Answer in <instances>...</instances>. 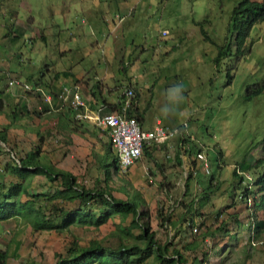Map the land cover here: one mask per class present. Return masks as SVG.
I'll use <instances>...</instances> for the list:
<instances>
[{
	"label": "rangeland",
	"instance_id": "obj_1",
	"mask_svg": "<svg viewBox=\"0 0 264 264\" xmlns=\"http://www.w3.org/2000/svg\"><path fill=\"white\" fill-rule=\"evenodd\" d=\"M239 1L136 0L135 5L140 4V9L119 32L125 37V49L120 43L121 49L115 46L111 53L113 37L107 38V35L114 29L113 22L108 20L101 28L92 30L91 17L80 14L95 0H0V99L5 115L14 107L24 114L21 121L10 128V144L0 141V173H4L2 170L10 158L19 162L18 156L41 147L42 156L59 169L73 173L84 186H104L101 164L110 142L107 129L92 122L76 121L74 113L69 112L71 96L65 98L63 86L55 91L51 82L38 80L40 71H46L50 64H63L58 54L59 45L73 48L80 42L89 56L90 44L95 45L98 40L99 46L92 57L102 62L104 74L105 61L112 64L114 56L117 69L121 67V60L128 65L135 56H141L143 58H136L138 63L129 65L130 76H140L144 88L150 92L154 90V86L149 88L150 77L157 76L152 101L147 90L131 85L135 93L141 95L139 106L145 113L147 127L149 122L174 116L175 127H188L198 145L208 150L218 148L223 153L220 157L224 164L218 167V172L216 160L208 156L216 178L213 182L217 183L210 186V178L202 172L201 176L205 177L202 183L190 185L193 197L198 198L195 208L201 216L194 221L198 228L194 236L200 247L186 254L188 261L197 257L202 260L201 264H264V245L256 249L250 247L249 229L253 217L243 200L245 188H255L261 169L253 166L264 156V90L260 95L254 94L264 85V23L254 26L243 47L242 42H234L218 60L221 48L228 43L230 17ZM106 3L104 0V5L100 6L108 12ZM65 4L66 13L71 12L68 24L79 27L84 42L79 41L75 29H65ZM119 8L126 10L122 5ZM163 30H168L169 36L163 37ZM84 66L94 77L87 57ZM126 71L129 72L127 68ZM11 80L28 83L33 89L10 86ZM123 85L129 86L127 81L118 86ZM95 86H99L97 81ZM162 86L171 92H166ZM5 115H0V129L11 123ZM72 121L75 127L81 128V133L75 134L66 126ZM172 142L177 150L178 141ZM111 152L116 154L113 147ZM151 153V159L143 154L132 168H121L118 173L111 171L109 183L118 199L126 200V195L138 194L143 201L141 210L151 216L155 238L161 244L169 242L181 248L187 241L184 227L178 233L173 226H162L157 214L161 210L164 215H170L172 224L186 214L184 204L192 198L183 201L182 195L186 178L192 176L190 167L184 169L178 167L175 160H168L169 153L164 146L162 149L153 147ZM208 154L213 155L211 151ZM140 162L145 163V167L135 171ZM235 170L237 176H234ZM195 172L198 178L200 171ZM12 181L15 178L6 175V184ZM53 189L54 185L45 177L38 176L29 193L35 195ZM205 193L209 200L200 208L199 200ZM27 198L25 195L22 199ZM67 207L74 208L73 205ZM262 218L259 214L258 221ZM130 220L121 226H127ZM120 224V220L115 219L99 230L74 226L67 232L34 233L29 224L13 219L0 223V248L8 250V264H56L58 256H64L75 243L85 247L97 239L116 247ZM140 233V230L134 231L136 236ZM205 234L211 236L202 242ZM257 239H264V234ZM204 253H208L207 257Z\"/></svg>",
	"mask_w": 264,
	"mask_h": 264
},
{
	"label": "trees",
	"instance_id": "obj_2",
	"mask_svg": "<svg viewBox=\"0 0 264 264\" xmlns=\"http://www.w3.org/2000/svg\"><path fill=\"white\" fill-rule=\"evenodd\" d=\"M259 23H264V0L262 2L240 0L232 11L227 30L228 43H225L223 49L221 48L218 60L222 58L226 50H230L234 42H242L241 47H243L254 26ZM164 31H167L169 36L170 32L163 30L162 33ZM125 87L133 90L130 86ZM263 90L264 85L255 90L254 94L260 95ZM138 97L139 94L135 93L133 106L139 100L140 97ZM125 99L126 97L123 95L119 104L111 105V112L121 111ZM4 110V104L0 99V115H5ZM72 110L70 108L69 112L73 113ZM23 115L22 111L17 110V107L5 115L11 123H7L0 129V141L3 144H10V128L19 123ZM129 115L136 117L140 123L143 119V115L140 114L132 115L129 112ZM66 126L75 134L81 133V128L75 127L74 121ZM107 132L110 139V130L107 129ZM41 141H43L42 137ZM111 149L110 139L108 151L101 164L105 184L92 188L81 184L73 173L59 169L48 161L42 156L41 147L31 149L24 156H18L19 162L10 158L11 160L2 170L4 173H0V223L20 219L29 224L34 233H41L67 232L74 226L92 227L99 230L111 220H120L116 247L108 246L104 241L97 239L91 240L85 247L75 243L64 256H58L56 264H201L202 260L197 257L189 262L186 255L188 252L197 251L200 247V242L193 232V228L196 227L195 218L201 216L199 210L195 208V200L192 199L188 204H184L186 214L179 218L178 223L172 224L171 216L164 215L161 210L160 212L158 210L157 215L160 217L159 223L162 226H173L178 233H181L182 227H184L183 231L187 237V241L181 248H177L169 242L161 244L155 238L156 233L151 229L149 212L141 210L143 201L138 194L130 197L126 195V200L114 197L113 187L109 183L111 171L118 173L121 167L117 154L113 155ZM143 151L144 155L152 156L146 146ZM9 155L11 156V154ZM179 156L180 152L178 151V158ZM109 158H111V162H109ZM179 163L181 162L179 161ZM253 168L261 169V171L255 181V188L253 190L245 188L243 200L249 206L250 216L253 217L249 229L250 247L256 249L264 245V239H257L259 235L264 234V156L255 162ZM6 175L15 178V181L7 185ZM38 176L45 177L53 184V191L31 195L29 189L34 178ZM234 176H237L236 171H234ZM185 188L186 195L183 201L189 196V182L186 183ZM25 195L28 198L23 201L22 198ZM208 200V193H205L199 200L200 208H203ZM68 205H73L74 208H68ZM259 214L263 217L260 221H258ZM129 219L131 220L127 226H121ZM180 224L181 227H179ZM138 230L141 233L136 236L134 231ZM209 236L211 234H205L201 241L205 242ZM255 241L260 244L254 245ZM204 255L207 257L208 253H204ZM9 258L8 250L0 248V264H8Z\"/></svg>",
	"mask_w": 264,
	"mask_h": 264
},
{
	"label": "crops",
	"instance_id": "obj_3",
	"mask_svg": "<svg viewBox=\"0 0 264 264\" xmlns=\"http://www.w3.org/2000/svg\"><path fill=\"white\" fill-rule=\"evenodd\" d=\"M85 2V0H83ZM107 3L105 4V6L108 7V12L106 8L102 9L103 6H100L101 4H103L104 0H95V3L87 8V9H82L81 13L82 15L88 14L91 17V23L93 25H91V29L94 30L95 28H101V24L103 23H107L108 20H111L113 22L114 25V29H112L111 31H109V35H107V38L109 37H113L112 39V49H111V53L113 52V48L116 46L119 49H121L120 43H122V48L125 49V47L123 46V42H125V37L124 35H122L121 33H119L121 30L126 28V25L130 24V20L132 16H135L136 12L138 9H140V4H136L135 5V1L136 0H105ZM144 1V0H142ZM84 2H82V5L84 4ZM104 5V4H103ZM119 5H122L123 7H126V10H123L122 8H119ZM65 10V14L63 13L65 19V29H75V31L78 34L79 37V41H83L82 39V34L79 32V27H77V25H72V24H68L70 20V18H68V16L70 15V13H66L68 11V7L64 6ZM143 8V7H142ZM136 10V11H135ZM53 14H55V12H53ZM119 17V18H118ZM120 18H124L122 22H120ZM13 21V20H12ZM11 21V23H12ZM84 22V20H83ZM86 32V31H85ZM84 32V36L87 39V35ZM119 33V34H117ZM167 37V36H166ZM42 39L47 40L44 37H41ZM36 41V39L34 40ZM84 42V41H83ZM91 45V49H92V53L88 56L85 51L82 48V45L79 42V45H75V47H70V45H59L58 46V54L62 57L63 59V64L58 63L57 65H55L54 63L50 64V68H48L46 71H40L41 74L38 77V80H42V82H46L49 83L51 82V86L52 88L56 91L58 89V87L63 86L62 89L64 88H70L73 89L75 86H78V92L80 93V95L82 96L84 102L86 103L88 109L92 112V113H99L100 114H111V113H116V112H111V105H116L119 104L120 101L122 100V96L124 95V90L126 89V85H123V87H119L118 85H121L122 82H124V84L127 81V84L131 87V85H135V87L137 89L141 88L142 90H147L149 95H150V99L152 101L153 98V93L155 91V85H156V80H157V76L150 77V89L152 86H154V90L153 92H150L148 89H145L144 84L141 80L140 76H130L131 73V67L129 66L130 64H132L133 62L138 63L139 61L136 60V58H143L141 56H135L134 59H131L127 64L123 63L124 59L121 60L119 63L121 64V67H119V69L116 68V57H113V63L111 64L110 61L106 60L105 62L107 63V70L105 71L104 74V68H103V64L100 60H97L95 57H92L93 54L96 51V47L99 46V41L97 40L96 44H90ZM54 46V45H53ZM55 48H57V45L54 46ZM80 52H82L83 54H81ZM85 55L86 57L90 60L91 62V71L95 73L94 77H91L89 72L90 69H86L85 68ZM145 55V53H144ZM47 62V61H45ZM48 64V63H47ZM45 64L46 67H48V65ZM112 68L113 71H111L110 69ZM125 68H127L129 70L126 71ZM122 69V70H121ZM115 71H117L118 73H114ZM120 71V72H119ZM39 72V73H40ZM124 72H127L126 74H124ZM48 77H50L49 79H47ZM69 79H72V81H67ZM97 81L98 83V87L95 86V82ZM121 82V83H120ZM46 86V85H45ZM44 86V87H45ZM37 86L35 85V88ZM162 88L164 89V87L162 86ZM173 88V87H172ZM23 89V88H22ZM166 92H171V89H164ZM140 93V91H139ZM141 98V95H140ZM140 99L135 102V105L132 106L133 108L129 111L132 115H143V119L140 123V126L142 128V130L147 133L150 131H153L154 128L157 126L158 122H161L162 125L166 128H168L169 130L174 132V135L167 141V142H163V143H158V142H145L144 146H143V150L145 148V146L149 149V151H151V149H153V147L158 148V149H162V147H165V152L169 153V157L168 160L171 161L175 160L176 164L178 167L181 168H186L188 165L190 167V173H191V177L189 176V178H186L185 180V185L186 183L189 182V196L192 199H194L195 201H198V198H194L192 193L190 192V185L192 187V184H196V183H202V180L205 177H202V170H201V165L199 162H197L194 157L193 154L188 157V153L193 151L195 152V149L197 147L202 148L203 151H211L212 153L215 151L208 150L207 147L205 146H201L198 145L196 143V141L194 140L195 138L193 137V135L190 134L188 127H184L183 125H179L178 127H175V120L176 118L174 116H170V118L164 117V118H157L158 120L156 121V123H152L149 122V127H147V123H146V119H145V113H143L144 111L140 109ZM102 110V111H100ZM136 114H135V113ZM74 113V112H73ZM136 118V117H135ZM137 119V118H136ZM82 122H89V121H82ZM189 126V125H188ZM182 127L184 128V131L182 130ZM177 140V150L175 148V144L172 141ZM168 142H170L168 144ZM167 144V145H165ZM193 144H195V147H193ZM172 150V151H171ZM175 150H176V154H175ZM191 150V151H190ZM216 151H218L219 149H215ZM178 151L180 152V156L178 158ZM220 152H222L221 150H219ZM213 155H209V158H212L213 160L218 161V166H217V172L219 171L218 167H223V164H220L219 162V158L217 157V154ZM144 154V151H143ZM223 155V153H222ZM143 156V155H142ZM146 156V155H145ZM148 159H151V157L146 156ZM142 158V157H141ZM140 158V159H141ZM139 159V160H140ZM138 160V161H139ZM137 161V162H138ZM179 161L181 163H179ZM136 162V163H137ZM135 163V164H136ZM174 163V162H173ZM134 164V165H135ZM133 165V166H134ZM198 171H200L199 173V180L196 177V173L194 172V170L196 169ZM214 165V166H215ZM133 166H130L129 168H132ZM198 166V167H197ZM145 167V163L143 164L142 162H140L135 171H140ZM161 166H158V168ZM128 169V168H127ZM194 179V181H193ZM216 179L215 175L213 174V176L209 179V185L212 186L215 183H217V181L215 180L213 182V180ZM191 180V181H190ZM186 191V189H185ZM183 190V199L186 195V192ZM191 199V200H192Z\"/></svg>",
	"mask_w": 264,
	"mask_h": 264
},
{
	"label": "built area",
	"instance_id": "obj_4",
	"mask_svg": "<svg viewBox=\"0 0 264 264\" xmlns=\"http://www.w3.org/2000/svg\"><path fill=\"white\" fill-rule=\"evenodd\" d=\"M123 19L124 18H120V22H122ZM162 35L165 37L168 35V32L164 31ZM9 85L19 86L24 90L33 89L28 83H22L19 80H11ZM78 89V86H75L73 89H63V95L66 99L71 96L70 106L73 109L75 119L78 121H89L101 128L110 130L112 147L118 156L119 165L123 169L133 166L142 157L145 142L163 143L174 135V132L165 129L161 122L157 123L153 131L145 133L142 130L138 120L129 115V111L133 108V98L135 96V92L132 89L124 90L126 99L121 111L111 114H100V112L92 113L78 92ZM196 159L203 168L204 173L209 175L210 162L206 154L204 152H198L196 154ZM193 232L197 234L198 228L194 227ZM259 244L260 243L257 241L254 242V245Z\"/></svg>",
	"mask_w": 264,
	"mask_h": 264
},
{
	"label": "clouds",
	"instance_id": "obj_5",
	"mask_svg": "<svg viewBox=\"0 0 264 264\" xmlns=\"http://www.w3.org/2000/svg\"><path fill=\"white\" fill-rule=\"evenodd\" d=\"M163 36V35H162ZM168 36V35H167ZM164 37V36H163ZM166 37V36H165ZM138 120V119H137ZM163 126V125H162ZM164 127V126H163ZM165 129H167V130H169L168 128H166V127H164ZM171 131V130H170ZM167 142V141H166ZM215 149H218V148H215ZM215 149H213L212 151H215V153L214 154H217V157L219 158V162H220V164H224V163H222V158L220 157L222 154V152H220L219 150L218 151H216ZM191 151V150H190ZM198 152H204L205 154H206V156L208 157V152L207 151H203L202 150V148H200V147H197L196 149H195V152H193V151H191V152H189L187 155H188V157H190L192 154H193V157H194V159L197 161V159H196V154L198 153ZM208 160H209V158H208ZM212 160V159H211ZM198 162V161H197ZM209 162H210V160H209ZM216 163H218V161H216ZM218 165V164H217ZM198 167V166H197ZM201 167V166H200ZM195 168H196V165H195ZM197 170V168L194 170V172ZM201 170H202V172L204 173V171H203V168L201 167ZM198 171V170H197ZM236 171V170H235ZM238 171V173L239 174H242L243 172L241 171V170H237ZM196 173V172H195ZM205 174V173H204ZM205 176L206 177H208V178H211L212 176H213V172H212V166H210V174L209 175H206L205 174ZM186 192V191H185Z\"/></svg>",
	"mask_w": 264,
	"mask_h": 264
},
{
	"label": "bare ground",
	"instance_id": "obj_6",
	"mask_svg": "<svg viewBox=\"0 0 264 264\" xmlns=\"http://www.w3.org/2000/svg\"><path fill=\"white\" fill-rule=\"evenodd\" d=\"M143 128V127H142Z\"/></svg>",
	"mask_w": 264,
	"mask_h": 264
}]
</instances>
